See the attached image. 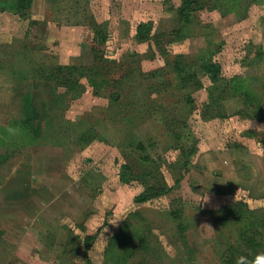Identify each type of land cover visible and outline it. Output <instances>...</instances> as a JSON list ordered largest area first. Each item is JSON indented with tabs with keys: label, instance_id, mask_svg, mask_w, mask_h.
Masks as SVG:
<instances>
[{
	"label": "rangeland",
	"instance_id": "rangeland-1",
	"mask_svg": "<svg viewBox=\"0 0 264 264\" xmlns=\"http://www.w3.org/2000/svg\"><path fill=\"white\" fill-rule=\"evenodd\" d=\"M15 1L0 0V264H223L231 250L254 263L264 253V0L243 17L206 3L187 26L181 0H32L25 17ZM140 22L151 37L137 38ZM176 59L201 79L193 108ZM208 59L240 86L213 82ZM58 63L98 66L79 73L80 93L34 71ZM128 131L159 166L118 145ZM149 184L162 192L136 201ZM240 201L258 212L245 238L220 221L221 206Z\"/></svg>",
	"mask_w": 264,
	"mask_h": 264
},
{
	"label": "trees",
	"instance_id": "trees-1",
	"mask_svg": "<svg viewBox=\"0 0 264 264\" xmlns=\"http://www.w3.org/2000/svg\"><path fill=\"white\" fill-rule=\"evenodd\" d=\"M251 1L256 2L259 0H181V4L174 7V10L177 12L178 16H180L184 25L187 26L192 22V18L190 16H194L192 11L195 9V7H203L205 6L206 3H210V2L214 3L217 7H222V6L227 7L228 3H231V5H234L238 8H243L244 11L242 15L243 17L244 15L247 14ZM31 4H32V0H16L14 3L11 4L12 7L11 6L9 7L12 10H14L16 13L21 15L22 17H25L28 16L30 13ZM3 7L7 9L8 5L4 3ZM136 35L137 38L141 40L151 37L152 36L151 23L140 22L137 25ZM96 60H98L99 62L101 58L97 56ZM173 63L177 76V86L183 91L184 102L187 104V106L193 108L195 105V98L193 96L192 90L195 88H200L202 86L201 79L197 71L194 70L193 67L188 62H184L183 60L176 59L174 60ZM104 64L105 61L101 63L102 66H104ZM97 66L98 64L96 66L91 67V66H84V64L76 65L71 63H58L56 65H51V66L42 65L40 67L35 68L34 71L35 73H40L42 76L44 75V77L48 80H50V76H52L58 81V83L65 84L69 89L76 88L78 86L77 88L78 91L82 93V91L84 90V84L82 85L80 83L79 73H81V75H88L91 77L95 74V71L97 70ZM202 68L204 72L213 80V82H220L223 86L222 88L225 87V89L234 86H235L234 88H238L240 85H236V84L240 83V81L243 79L241 77H234L232 79H228L224 77L222 73V65L218 61H213L212 59H208L206 62H204ZM125 82H131V81H129L128 79H124L121 76V78L115 79L114 84H116V87L123 89L122 86L125 85ZM89 83L93 84L95 82L90 78ZM210 99L212 100L210 105H212L213 102H216L215 101L216 98H214L213 96H211ZM32 112H33L32 99L30 95H28V101L26 103V114H28V119L31 118ZM128 133L129 131L125 133L122 136V138H120L117 141L118 145H122L124 143L130 145L134 149H137L139 152H141L142 158L146 160L148 164L155 165V167L159 166L160 160L162 159V155H159V159H155V157L149 155L150 154L148 152L149 147L144 143V141L139 140L135 136H133V134L129 135ZM118 134L121 135V133ZM80 136L81 138L86 137L87 136L86 131H83ZM97 137L100 138L101 136L98 135ZM195 150L196 148L193 146L191 148L184 147L181 153L182 154L181 158L191 156L195 152ZM124 166L128 167L127 165ZM147 173L149 175H153V171L151 170L148 171ZM158 188L159 187L155 185H150V184L147 185L146 188L135 197V200L139 202H146L154 199V197L157 196V194L162 192L163 187H160V190ZM263 208H260L259 211L264 210ZM220 210L224 212L223 215L220 217V221L223 222V224L231 223L233 226L238 225V229L240 230L239 236L241 238H245L246 231L247 230L249 231L250 229V227L248 226V218L250 216L253 217L255 215H258L257 210L250 208L246 202H242V201L234 203L233 205H223L221 206ZM260 214H262V217L264 216L263 212H261ZM231 216H236V217L232 218ZM95 237L96 234H88L85 236L84 238L85 253L88 251L91 242ZM107 251L110 253V255L112 256L115 255L117 249L114 241L109 243V247ZM231 251L229 252V254H225V255L222 254L221 261L223 264H236L237 260L235 254L233 250ZM74 252L76 253L77 251ZM187 261L188 263L186 264H196V257H188Z\"/></svg>",
	"mask_w": 264,
	"mask_h": 264
},
{
	"label": "clouds",
	"instance_id": "clouds-1",
	"mask_svg": "<svg viewBox=\"0 0 264 264\" xmlns=\"http://www.w3.org/2000/svg\"><path fill=\"white\" fill-rule=\"evenodd\" d=\"M118 220H119V217L114 218L111 222L116 223ZM64 222L65 221L62 219L61 223H64ZM244 260H245V257L243 256L237 257L236 264H243ZM254 264H264V253L257 254L254 260Z\"/></svg>",
	"mask_w": 264,
	"mask_h": 264
}]
</instances>
